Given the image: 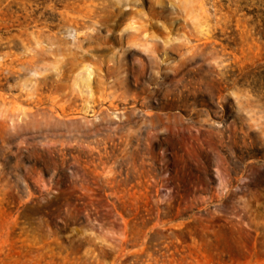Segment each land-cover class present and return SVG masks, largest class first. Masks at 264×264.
Wrapping results in <instances>:
<instances>
[{
	"label": "rangeland",
	"instance_id": "374dc122",
	"mask_svg": "<svg viewBox=\"0 0 264 264\" xmlns=\"http://www.w3.org/2000/svg\"><path fill=\"white\" fill-rule=\"evenodd\" d=\"M0 264H264V0H0Z\"/></svg>",
	"mask_w": 264,
	"mask_h": 264
}]
</instances>
